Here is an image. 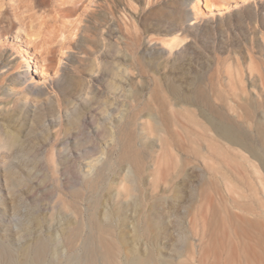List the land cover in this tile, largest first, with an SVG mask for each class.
<instances>
[{"label":"rangeland","instance_id":"374dc122","mask_svg":"<svg viewBox=\"0 0 264 264\" xmlns=\"http://www.w3.org/2000/svg\"><path fill=\"white\" fill-rule=\"evenodd\" d=\"M0 7V137L14 133L21 142L12 151L20 163L0 159V240L14 258L40 239L51 240L52 264L83 255L101 197L105 226L108 211L122 213L126 223L113 221L105 236L120 249L126 236V253L145 256L156 246L165 264H264V148L260 159L233 145L223 155L210 145L167 149L160 139L172 134L153 131L150 118L175 124L176 113L192 126L190 110L205 123L187 100L200 83L228 95L238 72L262 100L264 0H0ZM32 36L57 47L46 61ZM130 138L138 162L124 161ZM100 173L104 185L94 192L89 182ZM145 215L160 230L137 244Z\"/></svg>","mask_w":264,"mask_h":264},{"label":"bare ground","instance_id":"6f19581e","mask_svg":"<svg viewBox=\"0 0 264 264\" xmlns=\"http://www.w3.org/2000/svg\"><path fill=\"white\" fill-rule=\"evenodd\" d=\"M245 1L246 0H241V2ZM2 11L3 9L0 7V14H3ZM33 37L34 36L30 37V42L34 47H41L43 49L42 58L43 61H46L45 55L54 53L57 47L50 46V43L53 44V42L49 40L42 41L39 37L35 39H33ZM4 39L2 34H0V40ZM4 45H6V43L3 44V46ZM29 67L30 65L27 62V68ZM262 67L264 66L262 65ZM36 73L40 74L41 72L36 68ZM57 73L58 72H55L54 74ZM251 75L254 76V78L252 84L249 85L253 88H257L255 73L252 72ZM260 78L264 85V73L262 71L260 72ZM208 87L209 90L200 83V85L196 87L194 95L189 98L190 100H187L190 103L198 105V111L201 116L204 117L205 123L199 122L195 114L190 110L186 111L189 112L188 122H193L192 126L184 124L181 119L179 120V116L176 113L173 115L174 118L177 119H174L175 124L168 122L169 120H167V123L161 124L156 121V117L154 118L153 115L150 116L151 120L155 122L152 124L153 131H162L165 134H172L170 139H160L162 146L169 149L179 143H188L189 145H197L199 147L210 145L211 149L215 150L214 152L218 155H223L227 145H233L248 151L254 158H262V149L264 148L263 93H260L262 97L261 101L254 98L252 92L250 93V91H248L247 84L244 82L240 72H238L235 85L233 84V86L229 88L228 95L223 94L222 85L217 88V85L213 82L209 84ZM212 95L214 97H212ZM232 100L236 103L234 105L235 108L230 106V101ZM162 106H164V101ZM226 107L237 112L238 116L233 117L230 115ZM261 112L262 117L257 120L256 118ZM161 116L163 118L168 117L166 114H163V112ZM247 124L254 128L255 138L251 137L247 129ZM172 125H176L181 129L182 133L178 131V137L173 134ZM164 126L166 129L163 128ZM1 134L2 133H0V135ZM19 139L18 135L14 133H7L5 136L2 135L0 137V159L3 161L5 159L20 163L19 158L14 156L12 152L14 147H17V149L20 147L21 142ZM134 142L135 139L130 138L125 144L124 161L127 163L140 161L141 154L135 150ZM147 144L149 145L150 143ZM104 180V174L100 173L98 177L90 180L89 185H91V188L95 192L102 188ZM14 187L15 185L12 184H8L7 186L12 196H14V193H17ZM139 205L140 203L137 200L135 208L139 209ZM102 207H104L102 198H96L95 202L92 204L89 222V227L92 229H90L83 243L85 253L82 255L79 252H73L74 256L68 258L65 264H101V262L104 264H120V259L123 261L122 264H165L164 260L159 256V249L156 246L153 247L147 255L143 256L137 249H132L129 253L123 250L127 240L124 235L118 237V243L122 245L121 249L117 248V244L114 241H109L105 236L108 230L111 229L109 225H112L115 220H120L121 217L119 219V216H122V213L119 210L108 211L106 217L109 224L105 226L99 218V211ZM120 222L122 225L126 223L122 220H120ZM141 225H143V227H141ZM141 225L137 224L134 229V237L137 244H140L144 239L146 240L150 236L154 241L155 232L160 230V222H155L150 215H145L144 219L141 220ZM78 235L79 234L72 235L73 239L78 238ZM155 243L156 242H154V244ZM51 254V240L40 239L35 246L31 248L27 247L21 257L16 259L7 244L0 240V264H52L48 259ZM237 264H241V261L238 260Z\"/></svg>","mask_w":264,"mask_h":264}]
</instances>
